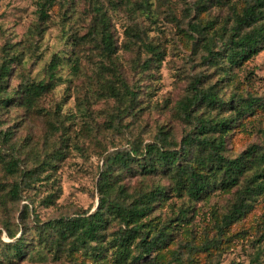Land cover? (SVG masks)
<instances>
[{
  "label": "rangeland",
  "instance_id": "1",
  "mask_svg": "<svg viewBox=\"0 0 264 264\" xmlns=\"http://www.w3.org/2000/svg\"><path fill=\"white\" fill-rule=\"evenodd\" d=\"M242 6L243 0H0V91L12 100L0 106V153L17 163L12 175L0 165V182L20 186L16 198L7 194L9 186L0 193V264H264V194L244 214L224 221L253 170L230 191L213 186L192 201L184 191L172 193L173 179L144 174L136 161L129 170L114 168L112 182L124 193L113 197L126 205L141 193L167 188L141 220L152 232L187 211L168 239L136 263L119 260L130 248L105 251L121 229L117 219L106 223L100 257L68 251V240L57 247L51 227L95 210L99 174L113 152L141 153L152 143L180 148L195 130L196 121L182 119L179 109L193 82L214 87L222 100L252 103L241 117L192 108L194 117L234 119L224 156L264 147V45L249 60L222 67L207 58L199 35L210 38L213 52L221 50ZM97 10L109 25L111 53L94 29ZM31 83L47 89L27 106L22 90ZM18 240L21 257L13 250Z\"/></svg>",
  "mask_w": 264,
  "mask_h": 264
},
{
  "label": "trees",
  "instance_id": "2",
  "mask_svg": "<svg viewBox=\"0 0 264 264\" xmlns=\"http://www.w3.org/2000/svg\"><path fill=\"white\" fill-rule=\"evenodd\" d=\"M96 25L94 29L100 35L103 50L111 53L112 36L105 15L96 11ZM44 13L41 11V15ZM226 30L223 32L225 33ZM201 35V41L207 51V58L222 62L228 67L238 65L255 56L263 49L264 45V0H243V6L239 12H235L228 37L221 50L213 52L209 48L210 38ZM143 47L153 53L159 54L153 46L142 44ZM53 68V66H52ZM198 81L191 84V96L179 105L180 117L185 121H193L194 132H188L181 140L178 150H164L163 146L152 143L145 147L141 153L135 148L130 151L117 150L103 162L102 170L96 184L99 195L98 204L92 213H84L68 220H57L51 227L58 233L55 242L57 247L62 241L68 240V251L83 250L88 255L100 257L101 249L98 246L103 242L106 223L109 218L117 219L121 229L106 243V250L115 248L123 250V257L119 258L122 263L127 260L138 262L144 259L154 248L163 244L172 233V228L186 218L187 211L178 212L174 221L158 230L151 231L146 223L141 222L152 208L164 200L167 196L166 187H158L133 197L129 204H125L113 197L117 193H124L123 187H118L112 182L111 173L114 168L129 170L131 162L136 164L144 174L163 173L173 179L172 193L179 195L182 191L192 200H199L213 186L222 191H230L238 185L240 178L248 171L253 170L252 176L246 186L238 192L237 204L225 217V222H231L248 210L255 199L264 194V147L257 150L248 148L243 154L235 158L224 156L225 137L233 127L232 117L221 116H195L193 107L201 105L210 111L220 109L234 113L236 117L244 116L252 106L251 102L242 104L232 103L231 99L222 100L214 87L205 89L198 88ZM47 85L27 84L22 90V101L25 105H31ZM125 95H131L125 90ZM120 98H123L121 95ZM124 99V98H123ZM12 100L2 95L0 91V106H7ZM163 136L165 133L161 132ZM165 140V137L162 138ZM0 165L5 174L12 175L17 169L14 160L6 162L0 153ZM9 185L0 182V193ZM19 185L9 186L7 194L16 198L19 193ZM1 207V206H0ZM152 232V233H151ZM151 233V234H149ZM94 244V245H92ZM134 245V252H133ZM14 254L21 257L23 244L18 240L13 248ZM169 264V263H164ZM229 264H239L231 262Z\"/></svg>",
  "mask_w": 264,
  "mask_h": 264
}]
</instances>
